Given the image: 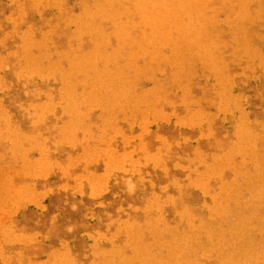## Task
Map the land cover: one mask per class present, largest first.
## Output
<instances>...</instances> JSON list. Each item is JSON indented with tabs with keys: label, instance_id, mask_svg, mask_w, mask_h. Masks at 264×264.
Returning <instances> with one entry per match:
<instances>
[{
	"label": "rangeland",
	"instance_id": "rangeland-1",
	"mask_svg": "<svg viewBox=\"0 0 264 264\" xmlns=\"http://www.w3.org/2000/svg\"><path fill=\"white\" fill-rule=\"evenodd\" d=\"M0 264H264V0H0Z\"/></svg>",
	"mask_w": 264,
	"mask_h": 264
}]
</instances>
